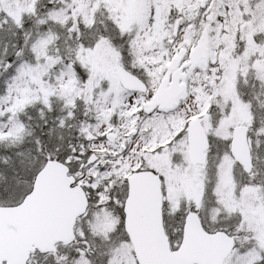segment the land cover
<instances>
[{
  "label": "snow or ice",
  "instance_id": "obj_1",
  "mask_svg": "<svg viewBox=\"0 0 264 264\" xmlns=\"http://www.w3.org/2000/svg\"><path fill=\"white\" fill-rule=\"evenodd\" d=\"M0 264H264V0H0Z\"/></svg>",
  "mask_w": 264,
  "mask_h": 264
}]
</instances>
